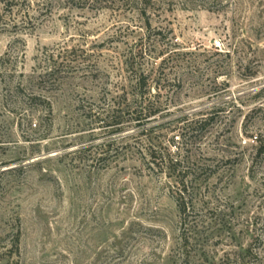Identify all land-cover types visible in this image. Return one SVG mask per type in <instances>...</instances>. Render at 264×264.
<instances>
[{
    "label": "rangeland",
    "instance_id": "1",
    "mask_svg": "<svg viewBox=\"0 0 264 264\" xmlns=\"http://www.w3.org/2000/svg\"><path fill=\"white\" fill-rule=\"evenodd\" d=\"M73 2L0 0V264H264V0ZM141 71L204 172L187 242L149 134L97 122Z\"/></svg>",
    "mask_w": 264,
    "mask_h": 264
},
{
    "label": "trees",
    "instance_id": "2",
    "mask_svg": "<svg viewBox=\"0 0 264 264\" xmlns=\"http://www.w3.org/2000/svg\"><path fill=\"white\" fill-rule=\"evenodd\" d=\"M156 0H131V3L135 5L143 6L142 12L144 15L147 13V7L155 2ZM72 4H75L71 0ZM17 2L8 3V7L17 6ZM80 5V4H79ZM167 60H163V63L159 69L163 70V66ZM158 81V82H155ZM160 80H154L151 74L141 71L138 76H136L135 83L131 86V91L133 92L132 100L128 101L127 95L121 96L119 101H116L114 104L110 105L102 114H99L97 117V122H103L105 128L115 127L113 133H119L125 129L131 123H135L137 128H142L143 133L147 132L149 135L147 137V143L143 144L140 148L141 153L144 152L145 156L149 158V162L156 166L158 169L162 170V173L170 178H174L176 185L175 192L173 196L176 200L178 210L180 212L182 229V239L188 241L185 231L188 228H192L191 217L199 209L198 206L202 205L201 200L206 198L203 194L204 189L202 180L204 172L200 169L194 168V163L190 161V158L187 156L182 158V155H179L178 158L174 157L171 152L158 150V146H161L162 143L157 138L151 136L155 131L154 128H147L149 124L158 119L159 111L162 109V106L159 105L158 100L160 99L162 88L160 87ZM189 117L183 119V121L188 122V126L183 128V130H188V132L196 131L199 127L201 130H204L206 126L209 125L208 119L205 120H192L189 122ZM210 121V120H209ZM182 122V121H181ZM180 122V123H181ZM37 128V126L35 127ZM155 141L157 144H155ZM116 141L109 143V150H113V146ZM161 148V147H160ZM166 150V149H165ZM117 151V150H115ZM182 158V159H181ZM201 176V177H200ZM210 177V176H209ZM209 195V193H208ZM211 195V194H210ZM210 202H205L202 206L208 205ZM192 222H194L192 220ZM13 248L15 249L16 255L20 254V236H15L13 241Z\"/></svg>",
    "mask_w": 264,
    "mask_h": 264
}]
</instances>
